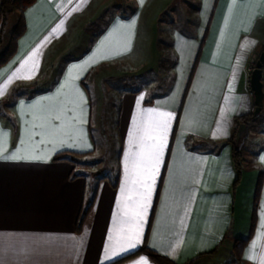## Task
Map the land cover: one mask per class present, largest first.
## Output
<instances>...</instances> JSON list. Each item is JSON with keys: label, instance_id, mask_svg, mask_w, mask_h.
I'll return each mask as SVG.
<instances>
[{"label": "crops", "instance_id": "0c3cea01", "mask_svg": "<svg viewBox=\"0 0 264 264\" xmlns=\"http://www.w3.org/2000/svg\"><path fill=\"white\" fill-rule=\"evenodd\" d=\"M124 1L37 0L25 12L27 29L17 52L0 67V88L11 78L0 95V149L6 147L0 150V264H114L139 251L146 240L149 249L177 264H238L231 262L234 243L247 241L242 264H264V146L251 157L241 153L237 183L231 142L237 119L256 109L250 60L264 46V0H199L197 14L207 27L185 51L176 46L172 90L156 97L145 89L119 96L116 172L90 176L85 165L54 161L60 153L95 158L102 151L93 130L98 100L94 106L90 81L97 91L91 79L95 73L116 64L148 66L159 53L160 38L154 40L152 30L174 0L165 1L164 10L149 19L150 9L161 0H135L133 14L115 16L90 48L77 45L80 25L99 8L120 7ZM147 23L153 27L143 32ZM71 34L74 42L64 47ZM71 51V58H64ZM70 69H75L72 80ZM35 83L39 89L29 96L25 88ZM148 109L169 112L172 120L140 242L121 251L128 230L121 190ZM56 115L62 119H54ZM41 117H53L50 124L63 127L43 143L42 130L34 127ZM17 152L44 158H2ZM141 259L155 264L146 254L120 264Z\"/></svg>", "mask_w": 264, "mask_h": 264}, {"label": "rangeland", "instance_id": "374dc122", "mask_svg": "<svg viewBox=\"0 0 264 264\" xmlns=\"http://www.w3.org/2000/svg\"><path fill=\"white\" fill-rule=\"evenodd\" d=\"M165 1L167 0H161L150 9L148 19L164 10ZM198 8L199 0H174L169 5L161 18L158 19L154 30H152L154 40L155 37L159 36L160 38L157 46L159 53L152 64L137 68L132 66L123 67L117 64L111 65L99 70L91 78L97 86V91H95L90 81L94 106H96L97 100L99 103H97L93 115L94 138L99 148L101 146L102 151L95 158H79V165H85L83 168L90 176L98 171H101L104 175H110L117 171L119 137L116 116L120 94L128 90L145 89L150 96L156 97L158 94H166L172 90L173 68L175 63L177 66L178 61L176 46L180 51H185V48H189L200 40L207 27V24L203 22V16L197 14ZM135 10V0H125L120 7L99 8V12L93 16L94 18L87 19L86 24L80 25L76 29L77 31H83L76 41L77 45L83 49L90 48L115 16H127L133 14ZM16 19H18V15L14 14L5 31L3 33L0 31V57L7 49ZM151 27H153V24H144L143 32H149ZM72 36L71 34L67 40L63 41L64 47H67L70 42H74ZM183 41H186V43ZM71 54H73L72 51L68 52L64 58L70 59ZM38 89L39 87H33L28 92L33 93ZM234 143L242 154L244 153L250 157L264 146V110L256 115L251 122H241L238 125Z\"/></svg>", "mask_w": 264, "mask_h": 264}, {"label": "snow or ice", "instance_id": "6c2138e0", "mask_svg": "<svg viewBox=\"0 0 264 264\" xmlns=\"http://www.w3.org/2000/svg\"><path fill=\"white\" fill-rule=\"evenodd\" d=\"M142 2V0H141ZM63 25V21L53 30L57 32ZM246 44L248 42H245ZM254 43V42H253ZM36 53H33V57ZM31 59V57H30ZM27 64V61H25ZM23 67V65L21 66ZM75 69L69 70V80L74 79L72 75ZM18 78L31 79V74L25 76H19L18 73L14 74ZM8 83H11L9 78ZM8 83L4 84L3 88H0V95L4 94L8 87ZM38 104L40 102H37ZM146 116L148 120L143 127V135L139 139L137 145L138 151L134 154L135 158L132 162V169L128 178L125 181V187L121 190L123 206V214L126 220L124 221L128 225L127 234L123 238V243L120 245L121 251H127L133 249L140 242V231L143 218L146 215L148 203L151 198L152 187L155 183L156 173L159 168L160 159L163 155L170 122L172 120V114L169 112H159L154 109L146 110ZM53 117H41V123L34 127H39L42 131L38 133L41 136V143L44 142L46 135H56L63 130V127L56 128L50 124V119ZM54 119L61 120L60 115H56ZM37 133H33L36 135ZM24 141H21L23 144ZM72 146V145H69ZM6 151V147L0 149ZM5 159H42L44 157L33 155L20 156L17 153H13L8 156H4ZM264 159V158H262ZM111 240L112 237L110 236ZM126 245V247H125ZM138 264H147V261L141 259Z\"/></svg>", "mask_w": 264, "mask_h": 264}, {"label": "trees", "instance_id": "16d2710c", "mask_svg": "<svg viewBox=\"0 0 264 264\" xmlns=\"http://www.w3.org/2000/svg\"><path fill=\"white\" fill-rule=\"evenodd\" d=\"M37 0H1L0 1V31L1 33H3L8 25V22L10 21V19L12 18V16L14 14L18 15V19H16V22L14 23V27L9 39V43L7 46V49L5 50L4 54L0 57V67L4 66L6 63H8L16 54L17 49H18V44H19V40L21 39V37L25 34L27 26H26V20H25V12L26 10L31 7L33 4H35ZM206 39V36L203 40V44L204 41ZM202 44V46H203ZM201 46V48H202ZM201 52V49H200ZM264 53V46L261 48L260 51V55ZM198 62V60H197ZM264 69V67H263ZM194 73V71H193ZM192 73V76H193ZM263 81H264V76H263ZM38 86L37 83H35V85H33V87ZM33 87H29V88H25L27 90V92L29 91V89H32ZM35 91H33L34 93ZM33 93H29V96H32ZM16 96V93H15ZM255 118L254 114H250V115H246L243 117H240L237 119L236 121V131L238 129V125L241 122H245V123H249L251 122V120H253ZM235 131V133H236ZM231 142H234V137L231 140ZM233 151H234V157H235V161H236V168H237V173H238V177H237V183L240 182L241 179V175H242V164H243V156L241 154L240 149L238 148L237 145H233ZM81 156L84 155H77V154H72V153H60L58 155H56L54 157V161H68L74 165H79L80 160L79 158H81ZM73 177H77L76 174L73 175ZM118 179H119V174L118 176L115 178L114 180V187L117 186L118 183ZM92 205L89 204L87 207H85V209L82 211L80 218H79V222H78V230H81L82 225L84 223L85 218L87 217L90 209H91ZM247 244V241H241V240H236L234 243V248H233V254L231 257V262L234 263H238V264H242V253L243 250L245 248ZM140 254H146L148 255L151 260L155 263V264H177L175 262H173L171 259H169L166 256H163L151 249L148 248L147 245V240L145 245L136 253L114 263V264H120L122 262H125L126 260H129L137 255ZM195 261H191L188 264H194Z\"/></svg>", "mask_w": 264, "mask_h": 264}, {"label": "water", "instance_id": "95a60500", "mask_svg": "<svg viewBox=\"0 0 264 264\" xmlns=\"http://www.w3.org/2000/svg\"><path fill=\"white\" fill-rule=\"evenodd\" d=\"M264 53L260 55L259 60L256 63V68L252 72L250 77V87L255 97V112L254 115H258L264 108Z\"/></svg>", "mask_w": 264, "mask_h": 264}, {"label": "built area", "instance_id": "2783aa9c", "mask_svg": "<svg viewBox=\"0 0 264 264\" xmlns=\"http://www.w3.org/2000/svg\"><path fill=\"white\" fill-rule=\"evenodd\" d=\"M260 58V53H254L252 56H251V60H250V71H251V74L252 72L255 70L256 68V63L257 61L259 60Z\"/></svg>", "mask_w": 264, "mask_h": 264}]
</instances>
